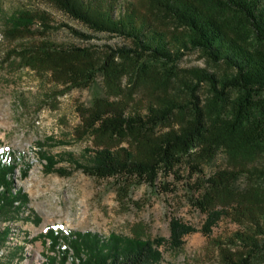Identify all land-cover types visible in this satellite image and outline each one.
<instances>
[{
  "label": "trees",
  "instance_id": "1",
  "mask_svg": "<svg viewBox=\"0 0 264 264\" xmlns=\"http://www.w3.org/2000/svg\"><path fill=\"white\" fill-rule=\"evenodd\" d=\"M43 1L95 34L132 44L103 51L42 41L8 52L7 59H19L20 69L50 75L52 100L102 81L103 95L76 108L81 123L75 139L91 143L83 153L87 162L40 148L45 173L68 178L80 171L97 180L114 179L122 205L135 187L146 185L153 193L169 195L182 184L206 220L198 230L173 217L169 239L145 238L137 228L131 235L108 237L49 228L42 234L48 247L41 264H164L166 244L179 251L185 238L197 232L219 250L223 264H264V167L254 164L264 159V0ZM8 20L6 36L16 41L67 27L53 25L45 11L20 10ZM193 52L225 71H189L183 82L179 63ZM179 81L184 83L181 93ZM203 85L210 92L207 100L200 94ZM220 153L228 165L207 175L205 167ZM20 160L12 150L0 152V223L23 218L19 213L30 203L15 183ZM62 162L70 167L60 166ZM31 168L27 164L22 177ZM243 177L248 183L242 187ZM224 219L240 230L212 238ZM33 220L42 222L39 216ZM6 237L0 229V254ZM24 259L21 247L8 262Z\"/></svg>",
  "mask_w": 264,
  "mask_h": 264
},
{
  "label": "rangeland",
  "instance_id": "2",
  "mask_svg": "<svg viewBox=\"0 0 264 264\" xmlns=\"http://www.w3.org/2000/svg\"><path fill=\"white\" fill-rule=\"evenodd\" d=\"M20 10L45 11L50 15L53 25H67L87 34L89 40L77 37L67 27L48 31L46 35L36 33L25 39L11 40L6 36L8 19ZM42 41L63 47L93 45L103 51L108 46H132L125 39L93 33L51 2L0 0V152L12 150L21 157L19 170L14 177L15 183L30 197L27 209L19 213V217L23 218L0 223V229L5 230L7 235L0 254V264H12L8 262L9 255L21 247L25 259L20 264H41L44 261L42 255L46 254L48 247L42 234L49 228H62L65 232L91 231L102 237H108L111 233L131 235L137 228L145 232L142 235L145 238L169 239L170 222L176 217L201 230L206 216L193 206L182 184H179L177 193L169 195L153 193L146 185L135 187L122 205L114 179L97 180L80 171L68 178L45 173V162L39 158L40 148L55 156L72 153L79 161L87 162L83 153L91 143L75 139L74 131L81 123L76 108L79 105L90 106L94 98L102 96L104 91L99 80L91 89H74L57 99L49 98L55 89L50 75L27 68L20 69L19 59L15 55L9 59L6 57L13 49L21 50L25 46L39 45ZM179 68L184 70L180 73L183 82L188 79L189 71H225L224 66L213 65L199 52L188 53L179 63ZM183 82L176 84L180 93ZM200 94L204 100L210 96L205 85ZM49 138L52 141L45 143ZM39 143L45 144L41 147ZM27 164L32 168L27 177H22L21 173ZM254 164L264 167V159ZM59 165L70 167L69 162ZM227 165L225 156L220 153L211 166L205 167V173L212 175ZM183 175L187 177L188 171L185 170ZM169 181L176 184L173 178ZM246 183L247 177H243L241 186ZM38 216L42 219L40 224L33 220ZM238 230L240 227L237 224L224 219L213 229L212 238L224 239ZM208 243L209 240L197 232L185 238V245L179 251H171L166 244L162 248L164 264H223L219 250Z\"/></svg>",
  "mask_w": 264,
  "mask_h": 264
},
{
  "label": "built area",
  "instance_id": "3",
  "mask_svg": "<svg viewBox=\"0 0 264 264\" xmlns=\"http://www.w3.org/2000/svg\"><path fill=\"white\" fill-rule=\"evenodd\" d=\"M0 190H2V189H0Z\"/></svg>",
  "mask_w": 264,
  "mask_h": 264
}]
</instances>
